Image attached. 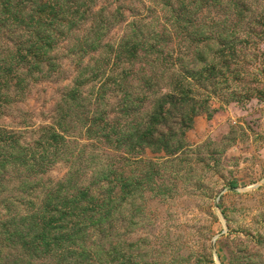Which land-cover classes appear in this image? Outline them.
Wrapping results in <instances>:
<instances>
[{"label":"rangeland","instance_id":"374dc122","mask_svg":"<svg viewBox=\"0 0 264 264\" xmlns=\"http://www.w3.org/2000/svg\"><path fill=\"white\" fill-rule=\"evenodd\" d=\"M0 26L59 33L0 89V131L46 149L6 162L0 264H264V0H0Z\"/></svg>","mask_w":264,"mask_h":264},{"label":"trees","instance_id":"16d2710c","mask_svg":"<svg viewBox=\"0 0 264 264\" xmlns=\"http://www.w3.org/2000/svg\"><path fill=\"white\" fill-rule=\"evenodd\" d=\"M4 16L9 17L10 20H14V15L5 14ZM46 16L51 17L50 13H46ZM1 27V26H0ZM137 34L133 35L132 38L134 40H125L122 39V45H119V48L123 49L126 53L125 61L129 65H132L135 61L134 53L139 54V51H137V47L139 43L138 40L141 39L142 33L137 30ZM16 35L17 38H21L22 41H13L9 37V35ZM47 34H55L56 36L59 35L57 31L54 30H43L38 31L36 27L34 28H27L24 30H13L10 28H3L0 30V40L2 42H9L13 44L15 55H12L10 53V56H0V89L6 87L5 85L8 84L9 79H11L14 75V68H13V61H17L18 65L22 64V59L24 56H27V59H25V62L23 64H27L26 66H31V70L33 71H39L44 65L46 64L47 60H44L45 55L47 54L48 50L50 49V45L46 42L47 37L44 35ZM143 39V38H142ZM26 42H23V41ZM21 42V43H20ZM146 43L147 41L144 40ZM131 46L130 49L128 47ZM118 54V52H116ZM116 58V57H115ZM119 59V58H118ZM123 59V58H120ZM18 65L16 68H19ZM25 65L21 66V68H25ZM15 68V70H16ZM170 89L175 91V87L172 83L169 84ZM58 135H56L54 132L50 131L48 132V136H42V138L45 140V142L48 143V146H51L50 143H57L58 146ZM42 139V140H43ZM0 143L2 144L1 150H0V204H3L1 198H4L6 201L9 199H12L11 196L8 194V189L10 186H13L14 190H16L18 184L17 181L19 179L18 176H10L11 172H17L18 170H6L7 165L6 162L8 161V158L12 160L13 162H16L17 165H24L28 167H36L39 165V162L41 160H44L46 149H43L40 145V148L37 147V144L35 147H31L27 144H25L26 147H18V144L16 142V138L12 133L5 132L3 130L0 131ZM56 146V147H57ZM39 161V162H38ZM16 167V164L14 165V168ZM29 182V180H27ZM23 183V182H22ZM58 188H61L58 187ZM69 188H76L75 185H70ZM30 189V188H29ZM61 189H56L54 192L51 190H48L45 192V201L51 202L52 204H55L58 208H65L62 200L59 198V195L62 193L60 191ZM79 191V190H78ZM61 192V193H60ZM20 193H25L23 191V188H21ZM80 194V192L78 193ZM64 199L67 197V193L63 196ZM75 197V196H74ZM74 199V198H73ZM7 204H4L5 209L9 211V208L6 206ZM57 208H55V211ZM47 213H50L47 210ZM29 229V228H28ZM15 228L13 227L9 228L6 225L0 227V239H2V243L0 242V248H3L5 245L4 242L6 240L10 239L16 232L14 231ZM13 233V234H12ZM7 246V245H5Z\"/></svg>","mask_w":264,"mask_h":264}]
</instances>
